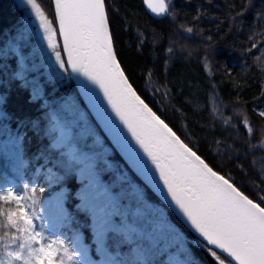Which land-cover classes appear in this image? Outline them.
I'll return each mask as SVG.
<instances>
[{
    "label": "trees",
    "instance_id": "obj_1",
    "mask_svg": "<svg viewBox=\"0 0 264 264\" xmlns=\"http://www.w3.org/2000/svg\"><path fill=\"white\" fill-rule=\"evenodd\" d=\"M38 3L52 19V0ZM166 3L167 15L156 19L146 12L143 0H107L117 59L137 94L201 158L258 196L264 168V117L259 115L264 111V0ZM26 16L16 0H0V188L35 182L46 189L43 202L66 186L76 223L49 232L71 240V229L77 228L86 242L91 241L90 218L76 207L75 172L80 164L74 162V179L61 186L49 187L45 180L49 169L59 172L55 167L59 161L69 162L63 148L51 145L57 137L51 128L56 116L71 130L77 152L97 157L99 177L114 198L105 203L109 210H128L129 222L140 230L133 241L121 233L108 241V252L118 264H140L134 244L141 246L143 258L151 264H169L167 252L160 250L163 240H170L169 250H179L185 260L173 229L197 264H215L191 243L194 234L126 165L86 108L68 70L45 68L43 45ZM253 42L256 48L251 47ZM34 88L40 97L32 98ZM245 117L252 133L245 127ZM155 230L158 237L148 239Z\"/></svg>",
    "mask_w": 264,
    "mask_h": 264
},
{
    "label": "snow or ice",
    "instance_id": "obj_2",
    "mask_svg": "<svg viewBox=\"0 0 264 264\" xmlns=\"http://www.w3.org/2000/svg\"><path fill=\"white\" fill-rule=\"evenodd\" d=\"M25 3L38 21L58 67L70 69L72 75L82 79L84 103L92 109L103 132L132 168L170 200L195 234L191 243L203 249L215 264H264V168L257 185L261 194L254 196L211 167L137 94L114 50L107 0H52V19L38 0ZM144 3L157 16L168 13L166 0ZM186 31L191 33L193 29ZM251 47L256 48L257 43ZM78 114L84 118L83 113ZM259 115L264 117V111ZM243 122L252 133L246 117ZM64 135L61 132L62 138ZM74 162L75 157L68 163L59 161L55 165L59 172L49 169L45 175L48 186H61L74 179ZM82 183L77 210L90 218L96 250L105 257L101 264H117L108 256V241L115 233L128 238L130 230L94 194L97 182L93 174ZM68 186L76 187L74 183ZM45 192V187L35 182L0 188V264H95L79 230L71 240L49 232L76 223L67 204L70 193L60 187L42 202L41 194ZM172 235L184 248L186 258L182 264H197L174 229Z\"/></svg>",
    "mask_w": 264,
    "mask_h": 264
},
{
    "label": "rangeland",
    "instance_id": "obj_3",
    "mask_svg": "<svg viewBox=\"0 0 264 264\" xmlns=\"http://www.w3.org/2000/svg\"><path fill=\"white\" fill-rule=\"evenodd\" d=\"M16 2L25 9V11L27 13V16L25 17V22L28 23L34 29L36 35L38 36V38L40 39V41L43 45L42 58H43L45 68L46 69H57L58 65L55 62L54 53L48 48L47 42L43 39V33L39 29L38 21H36L34 16L32 15V11H31L30 6L25 3V0H16ZM15 50L18 53V49L16 46H15ZM19 78L22 79L23 75L20 74ZM34 91H36V88L32 89V98L40 97L41 93L36 94ZM51 128L57 132V137L51 143L52 147H54L55 149L63 148L64 153L66 154L67 159L69 161L71 160L72 157H75V162L80 164L79 168L75 172L76 181L79 183V187L76 191V196L78 198L77 205L79 204V197H78L77 193L83 187L82 182H86L87 178L90 174H93L95 176V180L97 182V185H96V187H94L93 192L98 197V199L104 204L106 202H113L114 198H113L112 193L107 189L106 185L101 181V179L99 177V171H98L99 162H98L97 157L94 154L78 153L76 147L74 146V144L72 143V140H71V138H72L71 130L68 128H65L63 121L60 120L59 118H57L56 116H52ZM61 132H63L65 134L63 136V138L61 137ZM105 163L107 166H110L109 162L105 161ZM63 188L65 189L66 193L69 192V188H67L66 186H63ZM59 190H60V188L57 189L56 191H54L49 197L45 198L43 200V202H47L49 200V198L55 192H57ZM77 205H76V207H77ZM44 208H45V205L42 203V209H44ZM114 209L116 210V213L120 217V221L127 227V229L130 230L127 233L128 240L129 241L135 240L134 233H140V230H138L133 224H131L129 222V218H130L129 211L128 210L120 211L122 208H116V207H114ZM43 213L46 216L48 215L47 210H45ZM158 229H159V227H158ZM51 230H53V229H51ZM76 230H79V229H77V228L71 229L72 237H73V234ZM79 231L82 234L83 242L89 248L90 259L93 260L95 262V264H101V262L105 259V257L102 256L96 250L95 236H94L92 229H91V241L90 242H86L84 233L81 230H79ZM154 237H156V238L158 237V230H155L154 232H152L148 236V239H151ZM160 237H164V235L161 233ZM169 247H170V240H163V243L161 245L160 250H161V252H167L165 260L169 264H182L184 259L180 255V251L179 250L170 251ZM143 252L144 251L141 248V246H139L137 244L133 245V254L136 256L137 259H140L141 261H145V258H143ZM108 256H109V258H111L112 260L117 262V260L115 259V257L111 253L108 252ZM156 264H158V263H156Z\"/></svg>",
    "mask_w": 264,
    "mask_h": 264
},
{
    "label": "water",
    "instance_id": "obj_4",
    "mask_svg": "<svg viewBox=\"0 0 264 264\" xmlns=\"http://www.w3.org/2000/svg\"><path fill=\"white\" fill-rule=\"evenodd\" d=\"M153 2H155V0H153ZM53 5V4H52ZM143 6H144V9L146 10V12L152 16L153 18H156V19H162L164 18L167 14L165 15H161V16H157L156 14H154L151 9L144 3V0H143ZM53 10H54V7H53ZM57 27V30H58V25H56ZM60 45H61V49H62V46H63V41L62 39H60ZM66 59V57H65ZM68 73H69V76L70 78L72 79L76 89H77V92L79 94V96L81 97L82 101L84 102L85 100V97L84 95L82 94V89H81V83H83L82 79L80 78H77L75 77L74 75L71 74V70L68 69ZM98 92V90H96ZM101 100H102V94H101ZM85 104V103H84ZM86 106V104H85ZM86 108L88 109V111L90 112V114L92 115V117L94 118V120L96 121V123L98 124V126L100 127V123L99 121L96 119L95 115L93 114L92 112V109L88 108L86 106ZM100 129L102 130V128L100 127ZM103 132V130H102ZM104 133V132H103ZM104 135L106 136V138L109 140V142L112 144V146L115 148V150L118 152V154L121 156V158L124 160V162L126 163V165L134 172V174H136L169 208L170 210L178 217V219L183 223V225L188 229L190 230V232H192V230L188 227V225L184 222L183 218L181 217V215L179 214V212L175 209V207L170 203V200L166 198L165 195H162L159 191H157L156 189H154L150 184H148L142 176L139 175V173H137V171L135 169L132 168V166L128 163V160L127 158L125 157V155L116 147V145L112 142V139L107 135V133H104ZM149 167H151L149 165ZM152 172L154 173V169H152ZM192 234H194L192 232ZM195 235V234H194Z\"/></svg>",
    "mask_w": 264,
    "mask_h": 264
},
{
    "label": "bare ground",
    "instance_id": "obj_5",
    "mask_svg": "<svg viewBox=\"0 0 264 264\" xmlns=\"http://www.w3.org/2000/svg\"><path fill=\"white\" fill-rule=\"evenodd\" d=\"M195 236V235H194Z\"/></svg>",
    "mask_w": 264,
    "mask_h": 264
}]
</instances>
